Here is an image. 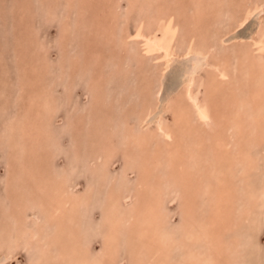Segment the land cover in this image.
I'll list each match as a JSON object with an SVG mask.
<instances>
[{
  "label": "rangeland",
  "instance_id": "obj_1",
  "mask_svg": "<svg viewBox=\"0 0 264 264\" xmlns=\"http://www.w3.org/2000/svg\"><path fill=\"white\" fill-rule=\"evenodd\" d=\"M263 101V0H0V264H264Z\"/></svg>",
  "mask_w": 264,
  "mask_h": 264
},
{
  "label": "bare ground",
  "instance_id": "obj_2",
  "mask_svg": "<svg viewBox=\"0 0 264 264\" xmlns=\"http://www.w3.org/2000/svg\"><path fill=\"white\" fill-rule=\"evenodd\" d=\"M264 1V0H263ZM262 5V4H261ZM246 20H247V17H244L243 18V20L241 21V24H243L244 22H246ZM142 31V30H141ZM138 32V31H137ZM136 37L138 38V39H142L143 37H144V34H142L141 32H138L137 33V35H136ZM167 39V38H166ZM161 41V40H160ZM164 41V40H163ZM124 42V41H123ZM169 43H171V42H169ZM158 44H160L159 43V41H158ZM198 47V46H197ZM159 48L161 49V50H164V52L166 53L165 55H167L168 57H169V62L167 63V65L164 67V71L171 65L170 63H171V60H173L174 58H176L175 56H176V54L175 53H171V51L169 50V49H171V48H167L166 47V44L165 45H159ZM199 48V47H198ZM159 49V50H160ZM209 48L207 47V48H205V49H203V50H201V51H198V50H196V49H194V48H189L188 47V49L185 51V54H187V55H190V54H193L194 56H196L197 58H202V59H206V56L208 55V53H209ZM166 57V56H165ZM224 57V56H223ZM200 58V59H201ZM253 59V58H252ZM251 59V60H252ZM175 61V60H174ZM199 61V60H198ZM195 62V61H194ZM224 62H223V59H220L218 62H214V63H210V64H212V66H214L215 68H217L218 70H217V73H215L214 74V76H213V80H215L217 77L219 78H221L222 76H226L225 75V72H226V67H225V65H223L222 66V64H223ZM206 64H209L207 61H204V62H196V63H194V66H193V69H192V71L189 73V75H188V77L187 78H185V81L183 82V84H184V86H185V91L183 92L184 94H185V96L187 97V99H188V101L189 102H187V103H189V104H186L185 102H180V104H179V109L181 110V114H182V116L181 117H185V116H188L189 115V113H190V106H191V104H192V106H193V109H195V111H197V113H198V115H199V117H200V119L203 121V122H207L209 119H210V117H211V113H210V110H209V108H208V106L206 107L203 103H201L198 99H197V96L195 95V88H194V86H195V75H196V73L199 71V69L201 68V67H203V66H205ZM173 65V64H172ZM221 65V66H220ZM170 67H172V66H170ZM169 67V68H170ZM223 67V68H222ZM168 70V69H167ZM166 70V71H167ZM191 70V69H190ZM156 72V71H155ZM188 72V71H187ZM263 74V73H262ZM212 82V81H211ZM238 84V83H237ZM94 92V91H93ZM238 99V98H237ZM264 102V101H263ZM187 105H189V106H187ZM177 106V105H176ZM258 106H260V105H258ZM174 113V112H173ZM264 114V113H263ZM264 117V116H263ZM143 118H146V117H143ZM197 118V117H196ZM184 119V118H183ZM149 122V121H148ZM147 122V123H148ZM143 123V122H142ZM151 124V123H150ZM161 125V124H160ZM161 128V127H160ZM159 128V129H160ZM163 128V127H162ZM169 128V127H168ZM167 129V128H166ZM159 132L160 133H162L163 134V138H161L160 139V141H164L163 142V145H165V146H167V152L169 153V154H172V155H174V153H175V150H173V148H171L170 146L172 145L171 144V140L174 138V136L177 134V131L176 130H173V129H167V130H165V129H162V131H160L159 130ZM146 138V137H145ZM113 139V138H112ZM143 139H144V137H143ZM147 139V138H146ZM241 139V138H240ZM149 140V139H148ZM216 145H217V147H218V149H221L222 150V148H224V146H226V144H224V140L222 139V138H220V139H217L216 140ZM171 144V145H170ZM174 145V144H173ZM108 146H110V144L108 145ZM175 146V145H174ZM111 147H114V146H111ZM162 148H163V146H162ZM110 149H112V148H110ZM114 149V148H113ZM163 149H165V148H163ZM45 150V149H44ZM176 155V154H175ZM174 155V156H175ZM156 156H158L157 154H156ZM242 156V155H241ZM190 157V156H189ZM158 158V157H157ZM159 159V158H158ZM231 159L232 158H230L229 157V163H230V165H232L233 164V160L234 159H232V162H231ZM99 160V159H98ZM41 161V160H40ZM246 161V160H245ZM249 160H247V162H248ZM42 162V161H41ZM144 162V161H143ZM179 161H177V163H178ZM246 162V163H247ZM39 164V163H38ZM180 163H178V165H179ZM229 165V166H230ZM252 165V164H251ZM243 171V170H242ZM33 176V175H32ZM218 186V185H217ZM116 190H117V188H116ZM157 190V189H156ZM118 191V190H117ZM118 193V192H117ZM114 194V193H113ZM118 195V194H117ZM124 195V194H123ZM74 196V195H73ZM116 196V195H115ZM119 196V195H118ZM261 196H263V195H261ZM65 197V196H64ZM64 197H63V199H64ZM81 197H83V196H81ZM117 197V196H116ZM264 197V196H263ZM71 199V198H70ZM111 200H112V198H111ZM110 200V201H111ZM68 200L66 199V202H67ZM70 201V200H69ZM214 202V201H213ZM63 203V202H62ZM116 203V199H115V202H114V204ZM112 206L114 205L113 204V201H112ZM110 204V205H111ZM116 205V204H115ZM114 205V206H115ZM222 206V205H221ZM139 207V206H138ZM143 207H144V205H143ZM57 209V208H56ZM58 209L60 210V208L58 207ZM144 209H146V211H148L149 209H148V207H146V204H145V207H144ZM214 209V208H213ZM151 210V209H150ZM149 210V211H150ZM221 210V209H220ZM145 211V210H144ZM145 211V212H146ZM217 211V210H216ZM133 212V211H132ZM139 212V211H138ZM137 212V213H138ZM141 212V211H140ZM142 213V212H141ZM131 214H133L134 215V213H131ZM138 214H140V213H138ZM128 215V214H127ZM132 215V216H133ZM140 215H142V214H140ZM114 216H116V215H114ZM121 218V217H120ZM112 219V218H111ZM115 219H116V217H115ZM115 219H113V221L115 220ZM123 219V218H122ZM116 221H117V219H116ZM113 229V228H112ZM110 232V231H109ZM63 233V232H62ZM113 233V232H112ZM109 235V234H108ZM210 236V235H209ZM154 238V237H153ZM158 239V238H157ZM157 241V240H156ZM164 241V240H163ZM212 241V240H211ZM211 243H213V242H211ZM152 246H153V244H152ZM60 248V247H59ZM163 250V249H162ZM137 251V250H136ZM168 253V252H167ZM165 256V255H164ZM7 257V256H6ZM6 260V259H5ZM2 262H3V260H2Z\"/></svg>",
  "mask_w": 264,
  "mask_h": 264
}]
</instances>
